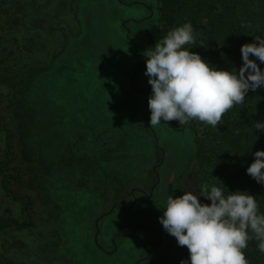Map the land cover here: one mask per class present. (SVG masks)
<instances>
[{
  "label": "rangeland",
  "instance_id": "374dc122",
  "mask_svg": "<svg viewBox=\"0 0 264 264\" xmlns=\"http://www.w3.org/2000/svg\"><path fill=\"white\" fill-rule=\"evenodd\" d=\"M69 2H15L14 21L30 35L22 41L28 58L11 69L0 65V85L24 174L12 187L34 199L35 212L30 227L0 232V257L22 264H180L187 246L159 217L170 194L211 184L207 168L194 166L191 120L149 123L144 73L159 40V0H77L74 33ZM57 16L61 25L52 22ZM192 24L195 41L186 47L207 56L203 23ZM7 198L0 185V203L18 217L20 203Z\"/></svg>",
  "mask_w": 264,
  "mask_h": 264
},
{
  "label": "clouds",
  "instance_id": "9594fccd",
  "mask_svg": "<svg viewBox=\"0 0 264 264\" xmlns=\"http://www.w3.org/2000/svg\"><path fill=\"white\" fill-rule=\"evenodd\" d=\"M194 41L193 24L186 21L150 47L144 74L151 86L152 127L162 120L184 125L193 118L216 127L222 114L243 103L249 91L264 87V69L257 63H264V35L241 45L238 69L219 68L190 51L186 45ZM254 127L264 131V120L254 121ZM252 155L255 159L246 172L264 185V149ZM201 197L210 203L202 202ZM159 221L178 245L187 246L189 256L180 264H249L243 250L253 238L251 233L264 252V212L259 210L256 196L246 190L225 195L221 187L203 183L198 193L170 194Z\"/></svg>",
  "mask_w": 264,
  "mask_h": 264
},
{
  "label": "trees",
  "instance_id": "16d2710c",
  "mask_svg": "<svg viewBox=\"0 0 264 264\" xmlns=\"http://www.w3.org/2000/svg\"><path fill=\"white\" fill-rule=\"evenodd\" d=\"M16 1L0 0V54L6 57L4 61L0 60V65L10 69L16 67L18 62L27 60L28 57L22 50V41L25 37H30L14 21ZM43 1L39 0V4ZM67 1H70L67 3L71 17L70 32L74 33L78 31V25L74 15L72 19L70 13L75 12L77 0ZM9 6L14 11L7 15L4 8ZM38 6L42 8L41 5ZM188 20L191 23H203L205 45L211 51H207V56L202 58L219 68L238 69L242 65L241 45L253 42L256 35H264V0H159V38ZM52 22L61 25L62 18L57 16ZM54 37V41L59 40L58 34ZM64 41L55 54L62 51ZM257 63L264 68V63L258 60ZM7 110L6 93L0 85V135L3 138V146H0V185L6 198L20 203L18 217L13 216L10 209L0 203V232L11 227H30L35 212L34 199L29 195L18 194L12 187L23 181L24 174L15 163L14 135L18 131L8 125L10 121L5 118ZM257 120H264V87L249 91L243 103L234 105L222 114L221 122L216 127L199 119H191L196 143L194 166L198 167V171L199 168H207L204 172L208 174L210 184L221 187L225 195L229 191L246 190L256 196L259 210L264 212V185L246 172L247 166L255 159L252 153L264 149V131L254 127V121ZM196 121L201 128V135L196 128ZM193 181L202 184L199 176ZM251 235L253 238L243 250L246 259L249 264H264V252L259 250L255 234ZM0 264L22 263L0 257Z\"/></svg>",
  "mask_w": 264,
  "mask_h": 264
},
{
  "label": "crops",
  "instance_id": "0c3cea01",
  "mask_svg": "<svg viewBox=\"0 0 264 264\" xmlns=\"http://www.w3.org/2000/svg\"><path fill=\"white\" fill-rule=\"evenodd\" d=\"M57 15H58V13H57ZM92 142H95L94 140L92 141ZM97 145H98V143H97ZM100 146L98 145V148H99ZM95 149H97V147L95 146ZM88 152H90V151H88ZM97 151L95 150V153H96ZM92 155V158H93V155H94V153H92L91 154ZM108 157V156H107ZM94 159V158H93ZM133 177H135V176H133ZM155 187H153V191H155V189H154ZM153 195H151V197H152ZM124 197H125V199L127 200V199H129L130 198V196H129V193L126 195V194H124ZM151 199V198H150ZM129 207H131L130 205H129ZM129 209V208H128ZM125 210V209H124ZM146 225H148V224H146ZM145 225V226H146ZM143 227V226H142ZM141 227H139L138 229H140ZM156 230V229H155ZM142 241L144 242V244H145V246H144V248H146V243H147V241L145 240V237L142 239ZM146 249H144V251H145Z\"/></svg>",
  "mask_w": 264,
  "mask_h": 264
}]
</instances>
